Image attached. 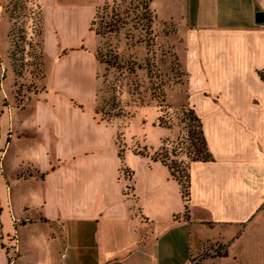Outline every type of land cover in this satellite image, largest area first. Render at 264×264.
<instances>
[{"label": "crops", "instance_id": "0c3cea01", "mask_svg": "<svg viewBox=\"0 0 264 264\" xmlns=\"http://www.w3.org/2000/svg\"><path fill=\"white\" fill-rule=\"evenodd\" d=\"M38 1L45 76L0 117L1 156L12 150L22 168L5 172L0 264L8 241L13 264H264V20L255 21L264 0L153 9L177 25L187 102L211 155L188 163L187 211L178 181L152 158L169 129L144 125L142 155L121 119L97 112L94 12Z\"/></svg>", "mask_w": 264, "mask_h": 264}, {"label": "rangeland", "instance_id": "374dc122", "mask_svg": "<svg viewBox=\"0 0 264 264\" xmlns=\"http://www.w3.org/2000/svg\"><path fill=\"white\" fill-rule=\"evenodd\" d=\"M65 1L94 12L90 30L95 38L89 46L95 43L94 51L101 65L96 88L97 112L104 119H121L125 123L124 130L137 140L135 151L142 150L141 143L149 137L148 132L143 135L144 125L154 122L168 128V136L156 151L183 180L186 164L200 148L201 135L187 102V74L177 25L160 20L152 12L157 8L162 15L164 0L148 3L150 15L144 14L143 0ZM40 6L38 0H0V117L5 107H20L42 85L47 61L41 49ZM76 23L84 29L85 17ZM123 132L119 130L116 140L118 149L124 151ZM2 144L0 138V156ZM8 155L12 157H0V201L7 194L5 172L22 170L12 150ZM14 246L8 241L4 247L13 260Z\"/></svg>", "mask_w": 264, "mask_h": 264}, {"label": "trees", "instance_id": "16d2710c", "mask_svg": "<svg viewBox=\"0 0 264 264\" xmlns=\"http://www.w3.org/2000/svg\"><path fill=\"white\" fill-rule=\"evenodd\" d=\"M150 2H151V0H143L142 7L144 9V14H146V13H148L149 15L151 14V11H149V7H148V3H150ZM152 12H154V10H152ZM40 13H41V7H40ZM41 21H42V16H41ZM95 32L97 33V31H95ZM40 35H41V33H40ZM191 111L193 113V118L198 122V126L200 129V135L201 136H200V148L197 149V151H195V153H194L195 155L192 156L190 161H192V160H203V161L209 160V159H211V155H210V152L208 150L205 137L203 135L200 119L195 114V112L193 111L192 108H191ZM122 152H123V148L118 150V154L120 155V157L122 156ZM136 152L139 154L145 155L148 153V149L145 146H143L142 150H136ZM157 153L158 152L155 151L152 154V158L154 160H159L163 164H165L168 167L172 177L178 181V183L180 185V192H181L182 198L184 200V204H185V210L187 211L188 197H189V177H188V163L189 162L186 164V173L184 175L185 178L182 180V177L175 172L174 168L165 160V158L160 157L159 154H157Z\"/></svg>", "mask_w": 264, "mask_h": 264}, {"label": "water", "instance_id": "95a60500", "mask_svg": "<svg viewBox=\"0 0 264 264\" xmlns=\"http://www.w3.org/2000/svg\"><path fill=\"white\" fill-rule=\"evenodd\" d=\"M263 20H264V13L262 11H257L255 13V21L257 23H261V22H263Z\"/></svg>", "mask_w": 264, "mask_h": 264}, {"label": "built area", "instance_id": "2783aa9c", "mask_svg": "<svg viewBox=\"0 0 264 264\" xmlns=\"http://www.w3.org/2000/svg\"><path fill=\"white\" fill-rule=\"evenodd\" d=\"M13 248H14V250H16L15 246H14ZM13 261H14L13 259L9 258V259H8V264H12Z\"/></svg>", "mask_w": 264, "mask_h": 264}]
</instances>
